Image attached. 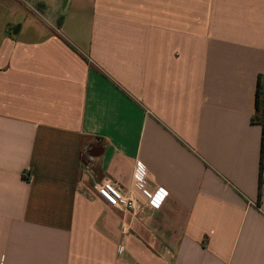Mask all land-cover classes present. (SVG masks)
<instances>
[{"label": "crops", "instance_id": "1", "mask_svg": "<svg viewBox=\"0 0 264 264\" xmlns=\"http://www.w3.org/2000/svg\"><path fill=\"white\" fill-rule=\"evenodd\" d=\"M0 8V264H264V0Z\"/></svg>", "mask_w": 264, "mask_h": 264}, {"label": "built area", "instance_id": "2", "mask_svg": "<svg viewBox=\"0 0 264 264\" xmlns=\"http://www.w3.org/2000/svg\"><path fill=\"white\" fill-rule=\"evenodd\" d=\"M133 173L140 181L139 189L141 190V192L148 197L155 196V194L150 195L148 193V190L146 189V169L141 164L137 163L134 166ZM261 178L264 179V171L261 172ZM95 189L98 198L106 205L119 210L130 212L132 215L136 213L135 201L122 194L120 189L114 183L110 181H102L100 184L96 185ZM122 230H126V227H123Z\"/></svg>", "mask_w": 264, "mask_h": 264}, {"label": "rangeland", "instance_id": "3", "mask_svg": "<svg viewBox=\"0 0 264 264\" xmlns=\"http://www.w3.org/2000/svg\"><path fill=\"white\" fill-rule=\"evenodd\" d=\"M31 5L32 3L29 2ZM50 5V4H49ZM62 6V4H61ZM51 6H49L48 11L50 10ZM5 10V9H4ZM40 16H37L31 12V16H27L26 13L23 11L18 12L15 16H9L7 13H3L2 9L0 8V27L6 22V18L8 22L15 25V28L17 26H21V31L18 35V38H29L32 37L30 30L34 28V26L38 27H47V24H49V19H47L45 16V13H40Z\"/></svg>", "mask_w": 264, "mask_h": 264}, {"label": "trees", "instance_id": "4", "mask_svg": "<svg viewBox=\"0 0 264 264\" xmlns=\"http://www.w3.org/2000/svg\"><path fill=\"white\" fill-rule=\"evenodd\" d=\"M255 108H256V113L252 121L264 127V91L261 90L260 83H258V88L256 91ZM262 146H263V140H262Z\"/></svg>", "mask_w": 264, "mask_h": 264}, {"label": "water", "instance_id": "5", "mask_svg": "<svg viewBox=\"0 0 264 264\" xmlns=\"http://www.w3.org/2000/svg\"><path fill=\"white\" fill-rule=\"evenodd\" d=\"M18 29H19V26H17L16 28H14L13 30H9L8 33H12V34H17L18 32Z\"/></svg>", "mask_w": 264, "mask_h": 264}]
</instances>
